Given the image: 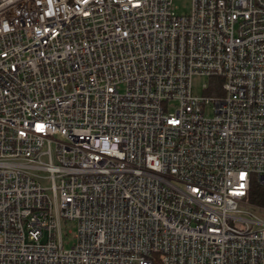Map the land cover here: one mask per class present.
Here are the masks:
<instances>
[{"label":"built area","instance_id":"obj_1","mask_svg":"<svg viewBox=\"0 0 264 264\" xmlns=\"http://www.w3.org/2000/svg\"><path fill=\"white\" fill-rule=\"evenodd\" d=\"M189 7L0 0V264H264V0Z\"/></svg>","mask_w":264,"mask_h":264},{"label":"rangeland","instance_id":"obj_2","mask_svg":"<svg viewBox=\"0 0 264 264\" xmlns=\"http://www.w3.org/2000/svg\"><path fill=\"white\" fill-rule=\"evenodd\" d=\"M173 7L176 8V12L184 13L188 12L190 7V0H172ZM193 82V93L199 94L201 91L202 84L207 82L205 79L201 77L194 78ZM259 215L262 219H264V212L263 213H255ZM65 236L63 237V247L64 249H68L73 241H74V234H75V226L74 224H68L65 228Z\"/></svg>","mask_w":264,"mask_h":264},{"label":"trees","instance_id":"obj_3","mask_svg":"<svg viewBox=\"0 0 264 264\" xmlns=\"http://www.w3.org/2000/svg\"><path fill=\"white\" fill-rule=\"evenodd\" d=\"M248 198L252 205L264 206L263 190L260 186H252Z\"/></svg>","mask_w":264,"mask_h":264}]
</instances>
